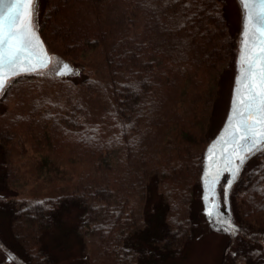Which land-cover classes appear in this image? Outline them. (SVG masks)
<instances>
[{
	"label": "trees",
	"instance_id": "obj_1",
	"mask_svg": "<svg viewBox=\"0 0 264 264\" xmlns=\"http://www.w3.org/2000/svg\"><path fill=\"white\" fill-rule=\"evenodd\" d=\"M36 18L49 49L74 69L19 76L0 98L6 104L12 88L29 91L36 80L53 84L16 103V121L0 127V264H169L208 232L206 222L222 232L203 206L204 154L192 172L195 160L180 147L195 141L179 103L189 99L196 118L222 77L233 76L240 27L227 2L37 0ZM96 81L111 97L98 117L77 101L90 100ZM28 142L39 154L28 164L49 180L62 179L52 154L60 158L67 146L90 166L74 186L17 198L15 160ZM185 166L193 180L177 221L173 195L183 190L174 187ZM229 201L223 215L231 212L234 226L225 230L219 264H264V148L243 164ZM70 243L75 254L66 251Z\"/></svg>",
	"mask_w": 264,
	"mask_h": 264
},
{
	"label": "rangeland",
	"instance_id": "obj_2",
	"mask_svg": "<svg viewBox=\"0 0 264 264\" xmlns=\"http://www.w3.org/2000/svg\"><path fill=\"white\" fill-rule=\"evenodd\" d=\"M227 2V8L229 12V16L233 24H235L237 27H240L237 44H238V50H237V59H240V52L243 42V28H244V22H245V11L246 8L244 7L243 0H225ZM33 17H32V26L35 30L36 36H40L43 42L46 44L47 50L51 52L53 55V61L51 64L45 68L38 71H32V72H25L20 73L16 76H14L12 79H10L7 83V86L5 89L0 93V98L2 95H4V92L6 88L19 76L25 75L30 76L31 74H48L52 76H58L60 75V71L64 65L65 62H68L66 57H63L59 53L49 49L46 41L42 37L38 24H37V2L35 3L33 7ZM242 27V28H241ZM69 64V62H68ZM70 68H72L73 64H69ZM96 68V67H95ZM74 69V68H73ZM236 74V65L235 70H233V76L231 73L225 74L220 82V88H216V93L213 94V103L208 107L204 108L203 105L199 104L197 106L196 112L197 117L194 118L192 115L191 104H189V99H185L186 101L183 103H179V111H181L182 118H187L188 126L192 124V127L190 130H187V126L185 125V131L189 134L192 140L195 142H188L186 145H181V149L185 150V153L189 152L190 155L194 158L195 161H192L189 167H191V171L198 170V155L204 154L207 150V147L211 145L216 139L215 135L219 131V127H222L224 121L227 118L229 107L231 105L232 101V94L234 89V77ZM65 75H69L68 73ZM37 78H33L31 81L36 80ZM50 81H42V80H36L33 81L31 86V89L29 91H24L20 87L15 86L12 88L13 92H8V94L5 96L6 100L8 102H1L0 100V127L4 125H10L11 123H14L16 121V111H15V104H20L21 100H25L26 102L30 101L34 94L36 93L35 88L42 87H48L52 86L53 84L49 83ZM102 86L104 87V82L102 81H96L93 88L96 91H92L93 96L89 97L90 100H81L78 99V104L81 107V102L83 101L84 104H87L86 106L83 104L84 108V114L92 112L95 117H98L101 113V109L104 106H108L109 99L111 100V97L106 94V92L102 91ZM26 87V85L21 86ZM54 87H51L50 90H53ZM86 92V89L84 90ZM94 98V99H93ZM95 100L98 102L95 104ZM193 99H190L192 101ZM85 101V102H84ZM195 102V101H194ZM4 105H3V104ZM5 111L2 112L4 109ZM202 110V111H201ZM205 110V111H204ZM100 112L99 114L97 112ZM209 114V115H208ZM93 118V117H92ZM97 119V118H96ZM215 134V135H213ZM213 135V136H212ZM169 146L177 147L178 145H175L176 142H165ZM28 152L26 155L20 160H15L17 163L16 167L20 168V174L19 177H21L20 181H17L14 184V193H16L17 198H38L39 196H42L44 194H53L54 192H57L58 188L56 187L57 184H60V186L69 184L71 186H74L79 181L80 173L84 170L88 169L90 166V163L86 160L85 156H80L76 153L71 152L70 147H66L63 151V154H60V158H56L55 155L52 154L53 159L57 160V163L59 164L61 170L58 172L59 176L62 179H47V175H40L36 170V165L33 164L31 166V161H35L37 158H39V154L36 153L33 149H31V142H28L27 145ZM170 148V147H169ZM264 148L261 147L260 149ZM258 149L257 151H259ZM255 151V152H257ZM255 152L252 153L255 154ZM51 154V153H50ZM252 155H249L252 156ZM248 157V158H249ZM246 161V160H245ZM245 161L243 164H245ZM186 165V162H185ZM188 165V163H187ZM188 167V168H189ZM187 167H184V173L181 175L182 178L180 179L179 183H175V187L182 188L183 191L176 192L175 195H173L174 204L173 206L176 208L174 212V217H176L179 220H183L187 213V208L185 205V194L186 190L188 189V186L192 179V173L190 174L188 170H186ZM63 170V172H62ZM241 171V170H240ZM29 175V176H27ZM40 175V176H39ZM240 175V174H239ZM239 175L233 180V184L231 183V189L233 188L236 180L238 179ZM24 177V178H22ZM27 178V179H26ZM169 183H172L170 181ZM225 184V183H224ZM223 184L222 189V202L223 207L226 206L227 209V200L228 196L225 197V186ZM202 188V186H201ZM200 188V189H201ZM169 186L165 188L167 192L171 191L168 190ZM230 189V190H231ZM195 192V190H194ZM201 192V191H200ZM196 193V192H195ZM202 194V192H201ZM230 198V194H229ZM204 206V204H203ZM222 207V209H223ZM230 210H231V204H230ZM229 210V211H230ZM231 212L226 213L223 215L226 217L225 223L230 222L232 219V216L230 215ZM206 227L208 232L203 234L199 239H197L195 242L191 244L189 247L186 256L182 259L176 260L174 263L171 262L169 264H219L220 255L223 249V246L225 244V230L227 229L226 226H222V232L213 231L209 229L207 222ZM69 246L71 249L66 250L70 254H75L77 250V244L70 243ZM72 251V252H71ZM168 264V263H167Z\"/></svg>",
	"mask_w": 264,
	"mask_h": 264
},
{
	"label": "snow or ice",
	"instance_id": "obj_3",
	"mask_svg": "<svg viewBox=\"0 0 264 264\" xmlns=\"http://www.w3.org/2000/svg\"><path fill=\"white\" fill-rule=\"evenodd\" d=\"M4 2L0 0V6ZM33 2L12 0L7 9L0 12V88L9 75L34 71L50 62L51 58L42 42H37L32 26ZM244 7L248 11L241 74L230 117L231 139L225 140L223 150V153H229V162L232 158L243 162L245 152L264 143V0H244ZM70 71V66L64 64L59 74ZM244 141L250 146H244ZM213 209L214 205L208 210L210 216Z\"/></svg>",
	"mask_w": 264,
	"mask_h": 264
},
{
	"label": "water",
	"instance_id": "obj_4",
	"mask_svg": "<svg viewBox=\"0 0 264 264\" xmlns=\"http://www.w3.org/2000/svg\"><path fill=\"white\" fill-rule=\"evenodd\" d=\"M12 0H5L3 6H0V12H3L7 9L8 4H10ZM37 0H34L32 4V17H33V7ZM244 3V0H243ZM251 7V5H250ZM248 9H246L245 14L247 15ZM245 27H246V17H245V22H244V30H243V36L245 32ZM242 28V27H241ZM241 32V31H240ZM255 37H250V39H254ZM36 40L38 43L42 42V47L45 49L49 55L50 62L47 64L46 67H39L34 71H38L41 69L47 68L51 62L53 61V55L51 54L50 51L47 50L46 44L43 42L40 36H36ZM244 45V38L242 42V47H241V52H240V59L236 60V74L234 77V89H233V94H232V101L231 105L229 107V112L227 115L226 120L224 121L222 127H220L219 131L215 135V141L207 147V150L204 153V165H203V171L201 174V184H202V200L204 204V209L206 215L209 216L208 210L211 206L214 205L213 209V214L210 217H213L215 222L219 226H226L227 229L231 228L234 226L233 220H230V222L225 223V218L223 216V202L221 200L222 198V189H223V184L225 183V197L228 196L227 200V209L230 210V201H229V194L231 192V183L233 184V180L237 177V175L240 174V170L243 167V162L247 160L249 155H252L253 152L257 151L261 147L264 146V143L257 145L252 151L245 152V160L241 162L238 159L232 158V162H229V153H223V150L225 148V140L231 139L229 135V124H230V117L232 114V110L234 107V98L236 95V89L239 86V78L241 74V57L243 55V48ZM237 58V56H236ZM64 64H68V62H65ZM25 72H32L30 71H25ZM25 72H18L17 74L14 75H9L7 78L6 83L4 84L3 88H0V93L5 89L7 86V83L10 79H12L14 76L20 74V73H25ZM73 73V68H71V71L68 72V74ZM244 146L248 147L250 146L247 141L242 142ZM230 151V150H229ZM223 153V155H222ZM238 169V170H237ZM224 184V185H225ZM231 189V190H230ZM225 219V220H224ZM218 229V228H217Z\"/></svg>",
	"mask_w": 264,
	"mask_h": 264
}]
</instances>
